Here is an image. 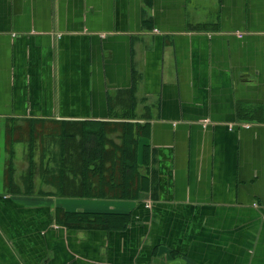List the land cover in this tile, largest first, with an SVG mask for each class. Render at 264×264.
<instances>
[{"label": "crops", "instance_id": "1", "mask_svg": "<svg viewBox=\"0 0 264 264\" xmlns=\"http://www.w3.org/2000/svg\"><path fill=\"white\" fill-rule=\"evenodd\" d=\"M0 264H264V0H0Z\"/></svg>", "mask_w": 264, "mask_h": 264}, {"label": "trees", "instance_id": "2", "mask_svg": "<svg viewBox=\"0 0 264 264\" xmlns=\"http://www.w3.org/2000/svg\"><path fill=\"white\" fill-rule=\"evenodd\" d=\"M104 126V124H101L103 130H105ZM76 127L74 125V128L72 130L70 129V124H67L66 126L67 130L65 131V138L69 140L67 142L66 148H64V165L66 166V168L63 169V173L68 174V171H70V173H78L75 172L73 164L79 163L81 166V174L82 176H86V179L84 178V181L81 184L77 182L76 184H74L73 182H68L69 180H72L71 178H69L67 175L64 176V179L67 180L65 183H63L64 189L59 185L60 193L62 195H74L70 192L76 191L75 195L84 197H88L91 195L103 196L107 195V191H113V189L115 188L114 185L116 183L119 184L118 188H125V186L129 187L134 183V181L137 182L136 184L138 186L137 174H135L133 167L126 162V158L133 157L132 151H130L129 148L123 151L122 156L120 155L119 157H117L116 154L112 152L110 153V156L107 155L108 160H113V166H115V168L108 167V169L105 168V166H103V168L96 166L94 168H90V164L93 163L97 158H100L104 153V151L102 150V142H104V138L102 139L100 137H93L91 136V134H87L88 131L92 132L90 130H87V127L81 128L83 129L82 143H80V145L76 146L75 148V138L78 135L75 132ZM101 133H103L105 137L104 131H101ZM75 158L76 161H74ZM103 169H107L109 171L111 170V173L108 172V174L111 176V179H109V177L107 178L106 176H103ZM87 174H89L90 176H87ZM87 178L89 179L87 180ZM53 185L58 187V184L56 182L53 183ZM110 218H112V216H110ZM62 220L68 225L75 224V227L79 228H88L92 225V218H90V215L82 212H65L63 213ZM100 221L102 222L105 220L100 219L98 221L97 218L96 224Z\"/></svg>", "mask_w": 264, "mask_h": 264}, {"label": "rangeland", "instance_id": "3", "mask_svg": "<svg viewBox=\"0 0 264 264\" xmlns=\"http://www.w3.org/2000/svg\"><path fill=\"white\" fill-rule=\"evenodd\" d=\"M43 143L45 144H49V140L48 139H43ZM55 149H56V146H55ZM25 171V169H23ZM27 170V169H26ZM29 170V168H28ZM26 172V171H25ZM35 172V169H33V173Z\"/></svg>", "mask_w": 264, "mask_h": 264}]
</instances>
